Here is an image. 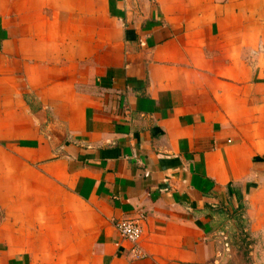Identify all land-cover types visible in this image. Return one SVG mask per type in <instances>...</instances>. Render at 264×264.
I'll return each instance as SVG.
<instances>
[{
  "label": "crops",
  "instance_id": "1",
  "mask_svg": "<svg viewBox=\"0 0 264 264\" xmlns=\"http://www.w3.org/2000/svg\"><path fill=\"white\" fill-rule=\"evenodd\" d=\"M228 227L264 264V0H0V264H227Z\"/></svg>",
  "mask_w": 264,
  "mask_h": 264
},
{
  "label": "rangeland",
  "instance_id": "2",
  "mask_svg": "<svg viewBox=\"0 0 264 264\" xmlns=\"http://www.w3.org/2000/svg\"><path fill=\"white\" fill-rule=\"evenodd\" d=\"M223 233L219 235L218 248L221 255V261L227 264H251L250 257V240L245 238V242L241 239L234 237L230 227L222 230ZM242 238V237H241ZM246 252L247 257H244L243 253ZM249 257V259H248Z\"/></svg>",
  "mask_w": 264,
  "mask_h": 264
},
{
  "label": "built area",
  "instance_id": "3",
  "mask_svg": "<svg viewBox=\"0 0 264 264\" xmlns=\"http://www.w3.org/2000/svg\"><path fill=\"white\" fill-rule=\"evenodd\" d=\"M117 235L122 241L130 243L132 246V254L136 259L143 258L140 254V248L138 242L141 239L142 228L137 221H117L114 225ZM214 264H220L219 261H215Z\"/></svg>",
  "mask_w": 264,
  "mask_h": 264
},
{
  "label": "trees",
  "instance_id": "4",
  "mask_svg": "<svg viewBox=\"0 0 264 264\" xmlns=\"http://www.w3.org/2000/svg\"><path fill=\"white\" fill-rule=\"evenodd\" d=\"M241 241H244L245 242V236L242 237ZM243 255H244V257H247L248 256L246 252H244Z\"/></svg>",
  "mask_w": 264,
  "mask_h": 264
}]
</instances>
